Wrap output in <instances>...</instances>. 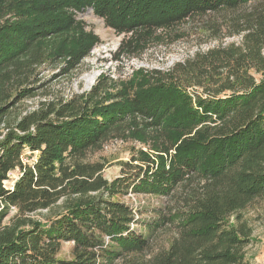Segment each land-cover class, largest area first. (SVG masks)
Segmentation results:
<instances>
[{
	"label": "trees",
	"instance_id": "16d2710c",
	"mask_svg": "<svg viewBox=\"0 0 264 264\" xmlns=\"http://www.w3.org/2000/svg\"><path fill=\"white\" fill-rule=\"evenodd\" d=\"M88 9L124 35L115 59L164 40L198 47L109 82V93L101 79L84 96L12 116L44 61L68 74L99 44L76 20ZM263 51L264 0H0V264H123L148 242L114 197L168 196L195 174L205 186L184 216L188 232L138 264H249L251 230L237 213L264 196ZM118 126L148 148L108 182L80 159ZM63 242L71 260L57 259Z\"/></svg>",
	"mask_w": 264,
	"mask_h": 264
},
{
	"label": "rangeland",
	"instance_id": "374dc122",
	"mask_svg": "<svg viewBox=\"0 0 264 264\" xmlns=\"http://www.w3.org/2000/svg\"><path fill=\"white\" fill-rule=\"evenodd\" d=\"M76 20L83 23L87 32H92L99 38L97 44L81 63L68 74L64 73L61 61H44L37 70L35 77L37 88L32 97L20 102L12 116L23 115L28 111L38 110L42 104L68 102L87 94L99 80L104 89L111 91L109 82L117 84L126 81L134 70H164L173 63L185 58L197 49L194 37L182 39L178 42L163 41L151 45L142 52L140 57L121 56L115 59L117 50L124 35H117L107 28L102 19L94 16L90 9L76 14ZM237 41V38L227 39V42ZM215 45L208 42L201 45L207 49ZM264 54V51H263ZM97 74L93 84L85 87L81 79L87 74ZM132 130L123 126L115 127L95 147L86 151L81 163L98 164L102 167L101 175L108 182L121 174H127L137 166L131 163L140 151L146 152L147 145H143L134 138ZM25 159L31 163L36 154L26 152ZM13 176L11 175V178ZM205 179L201 175H191L181 182L168 196L137 195L130 191L114 197V200L124 202L132 208L135 225L132 226L137 235L143 236L148 246L141 252L134 253L121 261L123 264L141 263L149 261L159 252L166 250L172 243L183 238L189 227L184 226L185 217L203 186ZM14 210H11V215ZM46 212H42L45 214ZM240 221L245 222L251 230L252 242L245 248L246 259L249 264H264V196L256 198L238 213ZM185 216V217H184ZM236 217H230L229 225L235 224ZM73 258V243L63 242L57 255L59 260Z\"/></svg>",
	"mask_w": 264,
	"mask_h": 264
},
{
	"label": "bare ground",
	"instance_id": "6f19581e",
	"mask_svg": "<svg viewBox=\"0 0 264 264\" xmlns=\"http://www.w3.org/2000/svg\"><path fill=\"white\" fill-rule=\"evenodd\" d=\"M96 77H97V74L91 73V74L84 75L81 79L83 80L85 87H89L93 84Z\"/></svg>",
	"mask_w": 264,
	"mask_h": 264
}]
</instances>
